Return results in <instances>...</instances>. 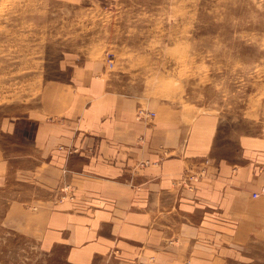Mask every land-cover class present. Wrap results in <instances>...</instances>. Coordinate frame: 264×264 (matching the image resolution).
Returning <instances> with one entry per match:
<instances>
[{
  "label": "crops",
  "instance_id": "0c3cea01",
  "mask_svg": "<svg viewBox=\"0 0 264 264\" xmlns=\"http://www.w3.org/2000/svg\"><path fill=\"white\" fill-rule=\"evenodd\" d=\"M67 69L28 116L27 163L11 164L43 251L69 264H264V194L252 197L264 138L238 136L224 155L212 117L141 106L102 61Z\"/></svg>",
  "mask_w": 264,
  "mask_h": 264
},
{
  "label": "rangeland",
  "instance_id": "374dc122",
  "mask_svg": "<svg viewBox=\"0 0 264 264\" xmlns=\"http://www.w3.org/2000/svg\"><path fill=\"white\" fill-rule=\"evenodd\" d=\"M85 61L143 107L212 117L224 155L238 136L264 138V0H0V264H69L40 248L33 212L25 227L11 164L27 163L43 86Z\"/></svg>",
  "mask_w": 264,
  "mask_h": 264
},
{
  "label": "built area",
  "instance_id": "2783aa9c",
  "mask_svg": "<svg viewBox=\"0 0 264 264\" xmlns=\"http://www.w3.org/2000/svg\"><path fill=\"white\" fill-rule=\"evenodd\" d=\"M111 64H112V63H111ZM151 114H152V112L149 111V113H147L146 115L149 116V115H151ZM199 175H200V173L188 175V172H186V178H187V179H191V180L197 178ZM253 196L256 197V196H257V193H256V192H253Z\"/></svg>",
  "mask_w": 264,
  "mask_h": 264
}]
</instances>
